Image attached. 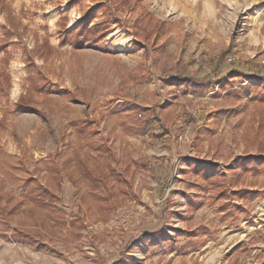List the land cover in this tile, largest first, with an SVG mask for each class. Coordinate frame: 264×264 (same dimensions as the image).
Instances as JSON below:
<instances>
[{"label": "rangeland", "instance_id": "rangeland-1", "mask_svg": "<svg viewBox=\"0 0 264 264\" xmlns=\"http://www.w3.org/2000/svg\"><path fill=\"white\" fill-rule=\"evenodd\" d=\"M8 1L27 30L11 36L6 64L0 49L10 82L0 116L28 84L20 45L46 37L56 51L45 63L33 58L50 83L34 95L36 109L11 113L0 130V190L20 196L25 177L44 186L53 160L86 153L70 126L82 120L111 147L130 194L104 222L63 178L56 205L84 216L80 238L64 230L36 247L0 224V264H264V0H212L213 14L207 0H138L110 16L100 42L76 46L60 42L58 19L66 14L70 30L84 12L102 18L101 0ZM142 8L167 23L164 32L145 40L133 32ZM203 171L222 179L228 198L215 197ZM27 220L20 213L12 223ZM8 232L27 250L11 249Z\"/></svg>", "mask_w": 264, "mask_h": 264}, {"label": "trees", "instance_id": "trees-1", "mask_svg": "<svg viewBox=\"0 0 264 264\" xmlns=\"http://www.w3.org/2000/svg\"><path fill=\"white\" fill-rule=\"evenodd\" d=\"M73 0L69 4L79 2ZM94 1V0H93ZM138 0H110L109 5L106 1L96 2V10L103 14L102 18H96L90 12H84L73 29L66 30V14L60 16L57 23L59 26L60 42L70 44H96L100 42L111 28L112 21L110 16L115 14L124 6H130ZM8 0H0V11L4 13L6 23L0 25L2 36H0V49L4 51L2 62L7 63L9 53L7 44L12 35L18 40L22 36V31L27 28L21 25L18 17L12 12ZM128 6V7H129ZM91 20H94L91 23ZM118 19H116V22ZM165 21L156 19L152 12L147 8H142L141 12L133 20V32L148 39L150 36H157L165 31ZM22 26V27H21ZM22 28V30L20 29ZM26 67L28 84L25 92L21 93L16 102L10 107L8 104L2 107L0 116V130L5 129L8 123V116L16 111L26 109H36V95L39 91L48 89L50 83L41 71V66L34 62V56L45 61L56 51L46 37L40 43H36L33 49L20 45ZM10 87L9 74L3 66L0 68V97H7ZM258 101L264 104V94L257 95ZM76 135L85 139L88 151L82 155L74 152L61 163L53 160L48 166L49 179L44 186L35 183L32 177L23 179L24 193L20 196L7 189L0 190V224L3 228H11L12 236L15 239L29 243L36 247H46L45 238L56 237L64 230L69 233V238L76 241L80 238L82 230L85 228L84 216H66L56 203L59 201L61 183L66 178L73 186L78 188V196L85 208H90L87 202H91L96 210V220L107 221L110 212L120 203V199L129 197V182L114 172L112 167V149L104 141L96 140L93 137V124L82 120L70 122ZM130 129V128H129ZM257 133L263 137L264 141V119L260 121ZM264 150V144L261 146ZM244 166L243 163H240ZM264 166V162L262 163ZM257 166H252L255 169ZM249 168V167H248ZM125 174H123L124 176ZM205 186L214 189L216 198H228L227 189L222 179L208 175L203 171ZM114 183L112 185L111 183ZM85 185L88 191L82 190ZM106 188V194L100 190ZM191 204V201H189ZM27 213L29 220L22 223L13 224V218L20 214ZM41 216V217H40Z\"/></svg>", "mask_w": 264, "mask_h": 264}, {"label": "built area", "instance_id": "built-area-1", "mask_svg": "<svg viewBox=\"0 0 264 264\" xmlns=\"http://www.w3.org/2000/svg\"><path fill=\"white\" fill-rule=\"evenodd\" d=\"M204 58H206V57L204 56ZM232 60H233L232 57H228V62H230V61H232ZM181 91H182V90H181V87H178V88H176V89L174 90V92H175L176 94H180ZM138 115L141 116V114H138ZM191 156H193V155H189V157H191ZM7 237H8L7 242L9 243V246H10L11 249H12L13 247H16V248H19V249H20V247H22L23 250H27L26 245H22V243H21L20 241H17V240H14L13 238H11V236H10V232H8Z\"/></svg>", "mask_w": 264, "mask_h": 264}, {"label": "crops", "instance_id": "crops-1", "mask_svg": "<svg viewBox=\"0 0 264 264\" xmlns=\"http://www.w3.org/2000/svg\"><path fill=\"white\" fill-rule=\"evenodd\" d=\"M205 2H207V6H208V7H206V11L208 12V14H213V11H212V9H211L213 1H212V0H207V1H205ZM210 6H211V7H210ZM68 186H69V185H68Z\"/></svg>", "mask_w": 264, "mask_h": 264}, {"label": "bare ground", "instance_id": "bare-ground-1", "mask_svg": "<svg viewBox=\"0 0 264 264\" xmlns=\"http://www.w3.org/2000/svg\"><path fill=\"white\" fill-rule=\"evenodd\" d=\"M117 45H118L119 48H121L122 47V41H118Z\"/></svg>", "mask_w": 264, "mask_h": 264}]
</instances>
